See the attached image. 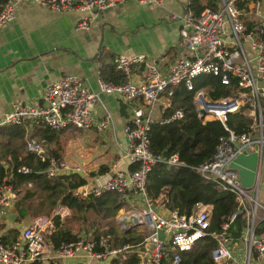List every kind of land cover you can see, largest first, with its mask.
I'll return each mask as SVG.
<instances>
[{
    "label": "built area",
    "instance_id": "built-area-1",
    "mask_svg": "<svg viewBox=\"0 0 264 264\" xmlns=\"http://www.w3.org/2000/svg\"><path fill=\"white\" fill-rule=\"evenodd\" d=\"M125 0H6L0 10V28L12 22L16 7L22 3H36L55 11H76L79 14L76 30L90 27L95 11L109 9ZM142 4H160L162 0H136ZM246 0H217V8L206 7L199 15L187 11L184 14L171 13L169 18L181 20L179 29L180 44L189 52L188 56L175 60L162 72L153 62H148L143 54H117L113 57V66L121 72L124 83L104 82L100 80L99 90L86 87L80 77L65 75L49 83L43 89L40 103L15 101L10 109L0 117L2 125H43L60 130L94 129L103 132L111 125L106 116L95 118V107L100 104V93L115 94L131 104V116L124 125L127 137L125 157L136 167L130 170L118 169L105 177L98 174L89 182L78 187L73 194L80 198L88 195L99 196L104 191H115L128 197L132 194L142 202L140 208H124L117 213L115 232H123L130 227L143 226L148 234L143 243L150 246L147 264H163L167 250L188 251L194 243L211 235L216 246L211 257L216 264H250L253 253L258 258L264 256V230L257 231V225L264 221V204L259 193L264 190V17L250 24L245 16L257 15L260 1H254V11L241 9L238 4ZM253 7H251L253 9ZM251 11V9H250ZM247 17V16H246ZM251 21H255L250 17ZM140 68L141 83L130 80L133 69ZM203 75L218 77L220 83L232 88V93L217 99L207 96L204 89L194 93L193 103L197 115L204 110L203 121L219 120L223 124L229 114L241 112L251 120L249 129L241 134L230 132L221 138L211 159L196 169L201 176L216 183L221 190L233 193L238 208L228 220L223 222L220 231L210 230V205L197 204L189 214L173 210L167 216L160 215L153 207L145 192L146 177L157 161L162 160L149 149L148 131L155 119L154 111L163 98V107L170 105L172 89L184 86L194 90V80ZM158 105V106H157ZM183 116L176 109L165 120L168 122ZM257 137L254 138V135ZM258 146V166L256 178L251 188L241 186L238 171L229 164L243 151L251 152ZM26 150L37 154L44 160L41 143L33 138L26 140ZM46 169L47 176L58 173L79 172L80 168L71 166L62 159L51 156ZM121 158L116 163H120ZM169 164H179L177 155L170 156ZM18 173L26 174L30 168L22 165ZM253 191V195L249 193ZM15 193L10 184H0V208L10 205ZM131 201L132 199H128ZM67 208L57 205L54 215L64 217ZM240 214L245 218V226L238 240L234 241L228 230L229 224ZM52 216L34 217L20 232L19 239L5 244L0 239V264H24L27 261H61L66 258L77 259L80 264H90L92 260H107L113 257L124 259L130 245L112 246L107 237L96 240L81 237L54 247L48 237L54 232ZM134 224V225H133ZM242 243L243 251L235 256L234 245ZM180 256L175 254L172 264H178ZM55 264V263H54Z\"/></svg>",
    "mask_w": 264,
    "mask_h": 264
},
{
    "label": "trees",
    "instance_id": "trees-1",
    "mask_svg": "<svg viewBox=\"0 0 264 264\" xmlns=\"http://www.w3.org/2000/svg\"><path fill=\"white\" fill-rule=\"evenodd\" d=\"M6 0H0V10ZM217 0H189L188 11L199 15L206 7L217 8ZM255 0L240 2L241 9L248 10L247 4ZM116 77L106 79L100 74L104 82L124 83V75L116 71ZM204 89L207 96L217 99L232 93L230 86L220 83L218 77L212 75L199 76L194 80V90H187L180 85L172 89L170 105L160 107L161 112L155 118L148 131L149 149L162 160L151 167L145 182V192L151 201H155L161 189L169 185L164 207L167 212L177 210L182 214L191 213L197 204L210 205V230L220 231L223 222L238 208L235 195L201 176L197 167L212 158L221 138H226L230 132L241 134L249 129L251 120L241 112L229 114L223 124L219 120L203 121L198 117L193 103L194 93ZM181 109L183 116L165 122L176 110ZM69 129V128H67ZM66 129L55 130L43 125H2L0 126V184H10L15 195L14 208H18L21 217L45 214L52 216L55 224L54 232L48 237L54 247L61 243L77 240L81 237L100 240L107 237L112 246L130 245L124 259L113 257L109 264H142L135 247L142 245L148 232L143 227H136L129 232H115L109 220L124 205L131 207L128 199H133L115 191H104L99 196L88 195L77 197L73 191L86 184V179L79 173H58L47 176L49 158L54 156L62 159L57 150L47 146L56 139L59 133ZM37 139L44 149L45 158L42 160L37 154L26 150V140ZM177 155L179 164H169L166 160ZM25 165L30 168L26 174L18 173L17 168ZM136 167L130 164L129 170ZM105 167L100 169L103 170ZM30 184L26 188L25 185ZM61 204L69 211L64 219L54 215V208ZM1 209V208H0ZM245 226V218L240 214L229 224L232 240H238ZM264 230V221L257 225V231ZM17 239V230H12ZM5 244L6 237L0 238ZM216 241L211 235L198 239L188 251L179 252L168 249L162 259L163 264H172L175 254L180 256L178 264H216L211 251Z\"/></svg>",
    "mask_w": 264,
    "mask_h": 264
},
{
    "label": "crops",
    "instance_id": "crops-1",
    "mask_svg": "<svg viewBox=\"0 0 264 264\" xmlns=\"http://www.w3.org/2000/svg\"><path fill=\"white\" fill-rule=\"evenodd\" d=\"M259 1L257 15L250 16L252 19H257L256 22L258 17H264V0ZM188 4L189 0H162L160 4L155 5L125 0L109 9L95 11L92 14L90 27L85 30L75 29L79 17L76 11H55L36 3L19 4L16 7L14 20L0 28V117L15 101L40 103L45 86L65 75L80 77L86 87L98 92L100 74L109 80L117 76L112 61L117 54H143L148 62H153L158 69L166 72L175 60L189 55L180 44L181 20L169 18L171 13L182 15L187 12ZM253 5L254 2L247 4L248 13L251 12ZM246 16L245 19L248 21V14ZM141 71L140 68L132 70L130 80L133 83H141ZM161 106L163 107V102L154 111L155 118L159 117ZM131 109V104L123 98L115 94L100 93V104L94 109L95 118L102 119L109 116L111 125L103 132L94 129L84 132L87 135L93 132L106 144L110 138L112 143L109 151L112 154L109 162L101 164L99 169L95 170L72 165V162L68 161L69 165L80 168L77 173L87 180L86 183L98 174L108 177L115 170H129L130 163L125 157L127 137L124 133V125L131 116ZM75 130L66 129L59 133L47 147L57 150L63 158V144L73 137V133L77 132ZM104 133L108 136L106 139L101 137ZM81 142H86L83 146L93 144L91 140L89 142V139L83 137ZM79 156L85 157L82 153ZM119 158L122 161L116 163ZM102 167L105 168L100 171ZM25 187H30V184ZM169 189V185L164 186L156 200L152 201L155 211L163 216L170 213L164 207ZM16 198L17 195L12 198L10 205L0 209V238L6 237L7 244L19 239L23 227L34 217L39 216L38 214L21 217L19 209L14 208L13 205ZM135 199L128 201L131 207ZM259 199L264 204V190L259 193ZM131 207L124 205L118 213L124 212V208ZM68 215L69 211L66 216ZM136 227L138 226L130 227L125 232ZM12 230L18 231L17 239L13 237ZM240 244V246L234 245V254L237 257L241 254L236 252L243 251V245ZM149 249L150 246L146 243L134 249L142 264H147L149 260ZM240 258L241 256L238 257ZM110 260H92L90 264H109ZM54 263L80 264L73 258L55 262L27 261L24 264ZM250 264H264V256L258 258L253 253Z\"/></svg>",
    "mask_w": 264,
    "mask_h": 264
},
{
    "label": "rangeland",
    "instance_id": "rangeland-1",
    "mask_svg": "<svg viewBox=\"0 0 264 264\" xmlns=\"http://www.w3.org/2000/svg\"><path fill=\"white\" fill-rule=\"evenodd\" d=\"M253 11L251 8V12H253ZM258 19H259V17H258ZM249 20H250V17H249ZM249 20L247 22H249L250 24H253L254 22H256L257 19H255V21H249ZM163 101H164V99L161 98L160 103H162ZM71 129H73V128H69V130H71ZM75 131H77V132L75 134L73 133V137L70 138V140H67L65 144H63L64 145V147H63L64 157L62 158L63 161H65L66 163H69L68 161L70 160V162H72V165H81L85 169H90V170L99 169L101 164H106L107 162L110 161V159H111L110 157L112 154V152L109 151V149L111 147L110 144L112 143V140L110 138L108 139V142H107L108 144H106V143H103L101 138L98 135L94 134L93 132H90L87 135L86 132H84V131H88V130H82V131L75 130ZM105 134L106 133L101 135V137H104V139H106L108 137ZM82 137L89 139V142L91 140V142L93 144L92 145L89 144L88 146H83L86 142H84V143L81 142ZM80 153L84 154L85 157L84 158L80 157L79 156ZM249 193L251 195H253L252 190H249ZM135 205H137V206L135 207ZM141 206H142V202L138 199H135L134 204H133V208H140ZM117 213H116V215H117ZM116 215L111 216V219L109 220V224L112 228H113L112 225H115V223H116V217H115ZM140 227H143V226L140 225ZM144 230L147 231L145 228H144Z\"/></svg>",
    "mask_w": 264,
    "mask_h": 264
},
{
    "label": "water",
    "instance_id": "water-1",
    "mask_svg": "<svg viewBox=\"0 0 264 264\" xmlns=\"http://www.w3.org/2000/svg\"><path fill=\"white\" fill-rule=\"evenodd\" d=\"M198 112L201 115L200 118L203 119L205 113L204 110L199 109ZM256 137L257 134L254 135V138ZM257 148L258 146L255 145L253 151L249 153L243 151L242 153L238 154L229 164L231 168H234L238 171L240 184L242 187L247 189L253 186L256 178V172L258 166V152L256 151Z\"/></svg>",
    "mask_w": 264,
    "mask_h": 264
}]
</instances>
